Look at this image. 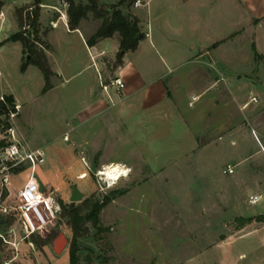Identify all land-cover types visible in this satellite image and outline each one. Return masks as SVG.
I'll return each mask as SVG.
<instances>
[{"label":"rangeland","instance_id":"374dc122","mask_svg":"<svg viewBox=\"0 0 264 264\" xmlns=\"http://www.w3.org/2000/svg\"><path fill=\"white\" fill-rule=\"evenodd\" d=\"M2 1L0 95L16 98L19 107L14 116L9 115L10 128L22 132L18 139L26 151H43L45 162L35 173L43 189L53 193L60 212L54 223L32 234L22 230L17 214L4 216L1 207L19 204L16 194L29 172L24 165L9 170L10 183L0 181L1 259L12 264H70L73 234L64 211L77 208L81 215L93 214L98 205L97 225L86 222L82 236L76 238L75 264H226L229 256L237 259L240 254L244 258L238 264H264V232L224 244L251 228H264V211L248 199L239 202L240 196L264 189V71L244 65L230 73L228 87L211 105L208 99L217 94L215 89H206L194 101L191 95L198 96L203 89L187 83L186 68H178L172 72V77H179L177 86L166 89L168 107L119 114L120 106L112 101L117 92L110 88L105 94L100 86L115 77L119 47L112 53L108 45V53L97 57L101 74L97 77L93 60L79 40L60 38V30L55 31L50 59L61 73L52 76L53 87L43 93L41 71L33 65L22 70L28 55L22 54L20 45L6 41L17 29L14 7L32 0H0V8ZM62 1L66 6L50 2L68 22L69 0ZM17 10L24 20L32 13L31 8ZM57 16L60 13L55 11L48 19ZM100 23L89 14L80 29L89 36ZM25 30L31 27L20 28ZM34 36L35 53L45 55L39 31ZM98 97L105 99L101 109L89 111ZM206 113L214 116L216 124L211 132L214 146L196 147L201 138L197 131L210 120L197 125L195 118ZM226 123L231 133L226 132ZM202 138L207 142L209 136ZM10 141L6 138L0 156ZM241 159L247 174L240 175L238 166L235 174L223 175L224 167ZM113 165L124 170V177L106 181L98 176ZM73 186L83 196L71 203ZM9 229L14 234H8ZM59 233L66 237L67 246L55 255L50 245Z\"/></svg>","mask_w":264,"mask_h":264},{"label":"crops","instance_id":"0c3cea01","mask_svg":"<svg viewBox=\"0 0 264 264\" xmlns=\"http://www.w3.org/2000/svg\"><path fill=\"white\" fill-rule=\"evenodd\" d=\"M39 1L41 10L38 18V31L41 36L39 39L45 43V57L54 74L53 77L58 78L61 73V68H54L50 59L53 49L51 36L57 30H60V33H57L60 38L79 40L90 56V60H93L92 65L95 67L97 77L101 75L96 59L108 53V45L111 46L110 52L116 53L119 47V36L115 34L112 38L100 40L93 47H88L86 39L91 35L87 36L80 29L81 22L78 29L70 30L64 18L57 16L56 19H48L53 12L60 11L50 2L52 0ZM61 1L57 0L59 5ZM2 2L0 10L3 13V21L0 23V31L5 23V2ZM118 2L119 0H98L97 5L100 9L109 10ZM33 3L34 0L14 7L12 19L17 29L6 38V41L20 31L15 11L23 7L31 8ZM120 10L123 15H129L137 20L142 38L134 51L121 53L122 58L115 71V76L120 77L125 84L124 90L117 92L118 97H114L113 100L111 97L113 103L120 106L119 114L131 109L145 113L158 107L160 109L168 107L169 99L166 96V89L173 87L174 84L177 86L179 77H172V72L178 68H186L183 78L187 83L203 89L198 96L191 95L194 101L206 89H215L217 94L214 93L215 96L208 99L211 105L218 103L217 95L228 87L231 79L230 73L240 71V67L244 65L252 66V71H264V0H142L138 7L123 5ZM11 43L20 45L22 54H24L19 42ZM4 96H12L18 103L13 95L3 94L0 98ZM107 96L110 99L109 95ZM104 101L103 98H96L88 108L89 111L95 107L100 108ZM247 105L248 102L242 104L240 108L244 109ZM213 118L214 116L209 113L196 116L197 125L202 120H210V123L204 122L203 130L197 131L196 136L201 138L199 144L197 141L196 147L214 146L211 132L216 124L212 123ZM246 119L248 125L250 118L246 117ZM226 120L229 118L227 117ZM231 129V126L226 123V132L231 133ZM13 131L15 139L20 142L18 136L22 132L18 127L16 130L13 128ZM207 135L209 138L206 142L202 136ZM261 149L264 152V147ZM199 150L201 163L203 159L200 154L203 150L202 148ZM231 165L234 168L233 174L236 173L238 166L240 169L237 172H240V175L248 173L245 171L247 168L245 159ZM233 184L235 185L234 179ZM258 189L257 192L240 196L239 202L244 204L248 202L247 199L250 200V197H257V202L254 204H257L259 210L264 211V189ZM247 231L246 234L224 242L225 246L236 239L264 232V228L254 227ZM1 258L2 252L0 251V264H3L6 260ZM243 258L244 254H240L237 259L229 256L226 264H238V261Z\"/></svg>","mask_w":264,"mask_h":264},{"label":"trees","instance_id":"16d2710c","mask_svg":"<svg viewBox=\"0 0 264 264\" xmlns=\"http://www.w3.org/2000/svg\"><path fill=\"white\" fill-rule=\"evenodd\" d=\"M136 0H119V2L111 7L109 10L100 9L97 4H87L83 1L74 2V0L68 1L67 17L68 26L70 30L78 29V26L82 20H87L89 14L93 16L94 19L100 20L101 23L96 29L94 34L86 39V44L88 47H93L98 41L112 38L115 34L119 36V54L117 55V66L120 64L122 54L128 51H134L137 48L139 41L142 38L138 22L134 17L129 15H123L120 7L127 5L130 7ZM40 1L34 0L33 6L31 7L32 13L26 14V20L22 15L21 10L15 11L16 20L19 28H24V26L31 27V30H25L24 32L19 31L18 33L12 35L7 39L9 42H19L22 45L23 53L29 56V59L25 61L22 65V70H24L28 65H33L37 67L44 78L45 85L42 92H47L52 88L51 78L54 75L51 71L46 57L44 54L37 55L34 50L35 43L34 32L38 31V18L40 10ZM28 9V8H26ZM26 21V22H25ZM28 32L31 36L28 37ZM32 37V38H31ZM35 55V56H34ZM0 101V147L5 144V131L10 128L9 115L10 113H15V101L12 96H4ZM99 210V206L96 205L94 213L81 215L80 210L77 208H72L71 210L64 211V216L67 217L68 223L72 229V243L69 250L70 264H75V242L76 238L81 237L82 233L85 231L84 225L86 222H92L95 226L97 225V219L94 214ZM55 238V235L52 239ZM51 239V240H52ZM51 242V241H50Z\"/></svg>","mask_w":264,"mask_h":264},{"label":"built area","instance_id":"2783aa9c","mask_svg":"<svg viewBox=\"0 0 264 264\" xmlns=\"http://www.w3.org/2000/svg\"><path fill=\"white\" fill-rule=\"evenodd\" d=\"M63 6H66L64 1H61ZM142 3V0H136L133 3V7H138ZM60 17L65 19V15L60 11ZM3 21V13L0 10V23ZM55 26V24H52ZM101 89L105 94H108L110 88H114L116 92H121L125 88L123 80L115 76L110 81H103L100 83ZM2 101V97L0 98ZM254 101V99H252ZM15 107H19L16 106ZM16 113H10V116H14ZM11 138L12 141L8 143L4 151L0 156V181L3 185L9 184V170L14 169L17 166L24 165L29 169L26 176V180L22 187L17 191L18 205L14 208L1 207V212L4 216H10L11 214H17L21 228L26 234H32L36 232L38 228L48 227L54 223L58 212H60V206L56 202L55 197L51 191L46 192L43 189L35 170L45 162V155L42 150L35 149L32 151H26L23 145L15 139L13 128H8L5 131L3 138ZM103 171V170H102ZM98 176L107 180L106 176ZM223 175H232L234 168L231 165L224 167L222 171ZM81 176V175H80ZM250 203L257 202V197H250ZM14 234L12 229H9L8 234ZM12 260H6L3 264H10Z\"/></svg>","mask_w":264,"mask_h":264},{"label":"water","instance_id":"95a60500","mask_svg":"<svg viewBox=\"0 0 264 264\" xmlns=\"http://www.w3.org/2000/svg\"><path fill=\"white\" fill-rule=\"evenodd\" d=\"M78 1H85L87 4H96L95 0H78ZM30 36V33H28V37ZM27 59H29V56H27ZM83 194L79 191V189L75 186L71 188V196L69 198V201L71 203L73 202H78L82 199ZM67 246V239L66 237L62 234L59 233L55 239L52 241L50 247L51 250L55 255H61L63 251L66 249Z\"/></svg>","mask_w":264,"mask_h":264},{"label":"bare ground","instance_id":"6f19581e","mask_svg":"<svg viewBox=\"0 0 264 264\" xmlns=\"http://www.w3.org/2000/svg\"><path fill=\"white\" fill-rule=\"evenodd\" d=\"M14 133V131H13ZM100 175L106 176L107 180L109 181H117L119 180L121 177H124L125 172L124 170L122 171V169H120L118 166H110L107 167L105 169H103V171H100L99 173ZM84 177V175H81V178Z\"/></svg>","mask_w":264,"mask_h":264}]
</instances>
